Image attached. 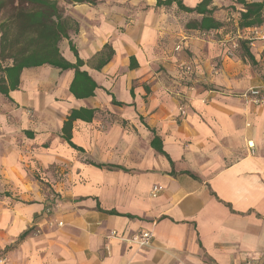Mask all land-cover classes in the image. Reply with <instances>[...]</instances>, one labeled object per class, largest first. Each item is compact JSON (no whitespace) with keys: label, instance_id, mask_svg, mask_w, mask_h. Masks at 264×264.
<instances>
[{"label":"crops","instance_id":"crops-1","mask_svg":"<svg viewBox=\"0 0 264 264\" xmlns=\"http://www.w3.org/2000/svg\"><path fill=\"white\" fill-rule=\"evenodd\" d=\"M237 1L211 0L231 30L209 32L175 3L65 4L59 53L96 88L76 98L74 71L43 65L0 95L3 264H264V107L240 97L264 81V41H249L264 23L238 29ZM80 109L95 115L72 122V148ZM140 232L150 246L127 241Z\"/></svg>","mask_w":264,"mask_h":264},{"label":"trees","instance_id":"trees-1","mask_svg":"<svg viewBox=\"0 0 264 264\" xmlns=\"http://www.w3.org/2000/svg\"><path fill=\"white\" fill-rule=\"evenodd\" d=\"M75 4H91L92 0H68ZM157 6H170L175 3L179 10L196 14L200 19L190 21L185 28L200 32H209L222 29L230 31L227 24H222L213 17L214 9H208L211 0H202L194 8H186L181 0H156ZM243 7L239 14L236 27L238 29L256 28L264 23L262 3H246L244 0L236 2ZM8 9L0 21V95L7 96L19 86L20 75L24 69H31L48 65L61 70H73L74 79L70 92L76 98H87L93 94L96 84L88 75L80 71L82 62L77 58L75 64L65 61L58 50V43L67 39V34L59 22L61 11L54 0H0V13ZM70 50L76 56L72 45ZM117 106L119 103L113 101ZM95 110L80 109L71 112L62 128V137L69 146L75 148L70 142L71 124L76 119L90 122ZM152 148L161 155H165L161 142L154 135L151 140ZM79 151V149H77ZM167 157V156H166ZM102 169H113V166L89 163ZM111 214H114L111 212ZM28 232L23 233L19 240H23Z\"/></svg>","mask_w":264,"mask_h":264},{"label":"built area","instance_id":"built-area-1","mask_svg":"<svg viewBox=\"0 0 264 264\" xmlns=\"http://www.w3.org/2000/svg\"><path fill=\"white\" fill-rule=\"evenodd\" d=\"M255 39L263 40L264 41V33L259 31L258 29H254L250 33L249 41H253ZM180 47L177 46L176 50H179ZM240 97L244 100L246 104L258 106V107H264V81L255 86L249 88L247 91H245L243 94L240 95ZM179 112L181 115H184V109L179 108ZM248 148L251 150L253 147L251 145H248ZM161 191L160 187H154L151 190V196L156 197L157 194ZM61 225V224H59ZM111 237H116V233H111ZM152 240V235L149 232H140L136 233L133 236H131L127 241L131 244H133L135 247L141 249L150 246ZM4 259H0V264H3ZM242 264H256V262L248 257L245 261L242 262Z\"/></svg>","mask_w":264,"mask_h":264},{"label":"rangeland","instance_id":"rangeland-1","mask_svg":"<svg viewBox=\"0 0 264 264\" xmlns=\"http://www.w3.org/2000/svg\"><path fill=\"white\" fill-rule=\"evenodd\" d=\"M54 1H56V3H59L62 5V7L59 9H60L61 13L63 14L64 13V6H65V4H67L68 0H54ZM92 1H97V0H92ZM6 12H8V9H5L4 11H2L0 13V21L3 19Z\"/></svg>","mask_w":264,"mask_h":264}]
</instances>
